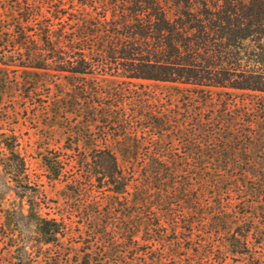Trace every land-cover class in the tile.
Returning <instances> with one entry per match:
<instances>
[{
    "label": "trees",
    "instance_id": "obj_1",
    "mask_svg": "<svg viewBox=\"0 0 264 264\" xmlns=\"http://www.w3.org/2000/svg\"><path fill=\"white\" fill-rule=\"evenodd\" d=\"M6 101L14 262L264 264V0H0Z\"/></svg>",
    "mask_w": 264,
    "mask_h": 264
},
{
    "label": "rangeland",
    "instance_id": "obj_2",
    "mask_svg": "<svg viewBox=\"0 0 264 264\" xmlns=\"http://www.w3.org/2000/svg\"><path fill=\"white\" fill-rule=\"evenodd\" d=\"M9 106L8 101H6L2 104V107H0V132L8 131L12 128L13 122H17V119L12 115L11 111H8V113L4 111V109L6 110ZM24 116L25 112L20 111L18 117L19 127H17V130H21L23 134V139L21 141V146L23 148L20 152L25 157L28 171L32 174H42L44 170L40 161V155L34 151V147H36L35 139L37 137L34 131L35 125L30 122H26V125H23L21 122ZM58 137L59 136L56 135V138ZM24 148H26L27 151H25ZM6 156L7 154L4 151L2 153L0 152V216H3L9 224H13L17 221L19 228L17 230V238H26L32 234L34 230L33 217L29 207L30 200L27 195H22L19 188L10 180L9 171L3 166V163L6 161ZM257 156H259V154H257ZM254 158L258 160L256 156ZM45 185L47 196L50 197L51 200H56L57 198L52 190L53 188L48 186L47 182H45ZM21 204L23 206L22 213H20ZM14 208L19 209V212L13 210ZM45 210L46 209H43V211ZM254 220L259 221V217L254 216ZM6 242H8L7 238H0V264H3L6 260L13 261L12 264H19L18 262H14V258L16 257L15 252L11 249H6ZM68 242L69 241L66 240L65 244H68ZM5 249L7 252H5ZM35 258L36 256L33 255L26 264H32Z\"/></svg>",
    "mask_w": 264,
    "mask_h": 264
}]
</instances>
